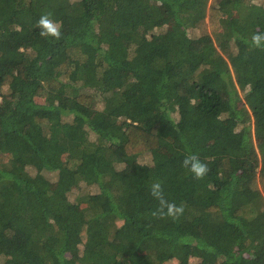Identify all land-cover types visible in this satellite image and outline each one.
Returning <instances> with one entry per match:
<instances>
[{
	"label": "trees",
	"instance_id": "obj_1",
	"mask_svg": "<svg viewBox=\"0 0 264 264\" xmlns=\"http://www.w3.org/2000/svg\"><path fill=\"white\" fill-rule=\"evenodd\" d=\"M255 32L253 0H0V264H264Z\"/></svg>",
	"mask_w": 264,
	"mask_h": 264
},
{
	"label": "clouds",
	"instance_id": "obj_2",
	"mask_svg": "<svg viewBox=\"0 0 264 264\" xmlns=\"http://www.w3.org/2000/svg\"><path fill=\"white\" fill-rule=\"evenodd\" d=\"M35 27L39 29L41 38H52L59 40L61 37L62 23L52 18V13H42L38 18ZM250 47L264 51V32H255L251 36ZM181 167L186 169L194 179H202L209 171L206 163L190 150L181 161ZM149 195L158 202L157 208L151 213L157 219H179L184 213V205L175 201H169L164 196L162 182L153 181L149 187Z\"/></svg>",
	"mask_w": 264,
	"mask_h": 264
},
{
	"label": "rangeland",
	"instance_id": "obj_3",
	"mask_svg": "<svg viewBox=\"0 0 264 264\" xmlns=\"http://www.w3.org/2000/svg\"><path fill=\"white\" fill-rule=\"evenodd\" d=\"M255 3H257V4H262V5H264V0H253ZM207 18H205L204 19V21H202V23L200 24L201 25V28L199 27V29L200 30H193V29H189L188 30V35L190 36V37H192V36H196V35H198L199 33H202V28H204L205 29V31L206 32H208V24H207ZM193 30V31H192ZM142 162V161H141ZM45 178L48 180V181H50V182H55V177H54V174H51V173H49V174H45ZM88 191H90V192H95V189L93 188V187H87L86 189H84L81 193L82 194H85V192H88ZM196 261L197 260H194V259H191L190 260V264H195L196 263Z\"/></svg>",
	"mask_w": 264,
	"mask_h": 264
}]
</instances>
